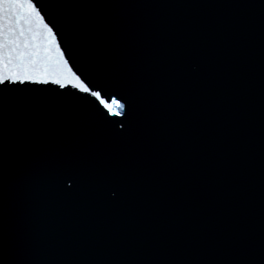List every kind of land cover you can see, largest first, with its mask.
Instances as JSON below:
<instances>
[{
	"label": "water",
	"instance_id": "1",
	"mask_svg": "<svg viewBox=\"0 0 264 264\" xmlns=\"http://www.w3.org/2000/svg\"><path fill=\"white\" fill-rule=\"evenodd\" d=\"M34 3L126 107L0 83V264H264V0Z\"/></svg>",
	"mask_w": 264,
	"mask_h": 264
},
{
	"label": "snow or ice",
	"instance_id": "2",
	"mask_svg": "<svg viewBox=\"0 0 264 264\" xmlns=\"http://www.w3.org/2000/svg\"><path fill=\"white\" fill-rule=\"evenodd\" d=\"M38 26L47 33L42 49L45 58L52 60L54 51V71L32 70V65L36 61L30 57L39 58L41 51L33 48L29 52L27 49L32 47L31 41L38 34ZM21 48L25 51H20ZM42 76L55 77L54 83L57 85H72L85 93H90L110 115H124L126 105L121 99L116 96L105 97L100 91H93L68 67L52 28L44 23L34 0H0V83L6 80L32 81Z\"/></svg>",
	"mask_w": 264,
	"mask_h": 264
}]
</instances>
